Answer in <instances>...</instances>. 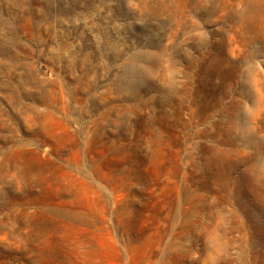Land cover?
Returning a JSON list of instances; mask_svg holds the SVG:
<instances>
[{"label": "rangeland", "instance_id": "374dc122", "mask_svg": "<svg viewBox=\"0 0 264 264\" xmlns=\"http://www.w3.org/2000/svg\"><path fill=\"white\" fill-rule=\"evenodd\" d=\"M0 264H264V0H0Z\"/></svg>", "mask_w": 264, "mask_h": 264}]
</instances>
